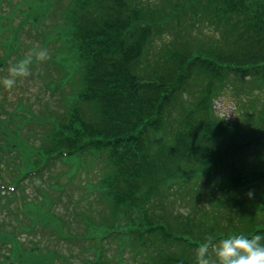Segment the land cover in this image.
Here are the masks:
<instances>
[{
    "label": "trees",
    "instance_id": "16d2710c",
    "mask_svg": "<svg viewBox=\"0 0 264 264\" xmlns=\"http://www.w3.org/2000/svg\"><path fill=\"white\" fill-rule=\"evenodd\" d=\"M12 1L0 0V71L9 60L10 69L42 66V88L59 103L35 115L0 72V155L19 149L23 128L39 140L16 172L0 170V264H198L204 241L208 264H218L219 240L264 233V0H34L38 10ZM51 16L54 34L27 40L57 46L34 62L20 46L24 26ZM218 95L238 98L234 120L215 113ZM91 160L104 204L86 207L72 233L56 209L28 200L23 183L65 169L54 193L72 196L71 175ZM28 207L25 226L16 218ZM58 242L71 244L68 254Z\"/></svg>",
    "mask_w": 264,
    "mask_h": 264
},
{
    "label": "rangeland",
    "instance_id": "374dc122",
    "mask_svg": "<svg viewBox=\"0 0 264 264\" xmlns=\"http://www.w3.org/2000/svg\"><path fill=\"white\" fill-rule=\"evenodd\" d=\"M7 0H5L6 2ZM16 1H25L27 2L29 5L30 2L32 3V5L35 7V9L38 10V8H40L39 3L36 1L39 0H13L12 3H15ZM7 4V2H6ZM10 5H5L3 6V10L2 12L4 14L10 13L11 12V8H9ZM57 7L56 5L53 6V8L50 9V11L52 12L53 9ZM54 21V17L51 16L47 17L45 21H41V23L43 25H40L38 29H36L34 27V30L30 29L27 25L24 26V35L21 38L22 40V44L20 46H22V48L24 49L25 45L28 46V49L26 50V52L24 53L26 56H32L35 61H41V62H48V58L49 56L52 55V53H54V48L57 45H48V43H46L43 39L40 40V38L38 40H27L29 37L33 36L36 33H40L41 35H46L48 33L54 34V31L51 29V24ZM17 23V20L14 21V24ZM202 31V32H200ZM206 30H199L198 29H194V34H199L200 37H203L204 34H206ZM207 35V34H206ZM40 42L43 44V46L40 47ZM32 43L33 46L32 47ZM23 49H21V51L23 52ZM44 51L46 52V56L44 58H39L38 54ZM5 53V49L0 48V59L3 60V55ZM28 58V57H27ZM5 59V58H4ZM48 59V60H47ZM9 64H11L10 60L7 61V65L3 68L2 71H0L1 77L3 78V80L6 78V74L8 73V71H10V67ZM28 71L26 74H17V73H13L10 71V77L14 78L16 80V83L14 84V88L13 86L11 87V89H14V94L11 95L12 99H22L23 101L26 102V105H30L32 108V111L34 112L35 115L40 116V113L45 111L46 107V101H49L48 104L50 105L51 108H56L58 106L59 100L57 99L56 96L50 97L49 93L47 90H44L42 87V82H45L46 76H45V72H42V66H34V64L32 63L31 66L27 67ZM13 73V74H11ZM18 82V83H17ZM4 83V82H3ZM12 89V90H13ZM235 96V94H234ZM16 103V101L14 100L12 102V105L10 106L15 107L17 105H14ZM215 107H216V114L220 117H224L226 121H231L234 120V118L237 115V109H236V103L239 104V100L237 99H232V96L229 95H218V97L216 99H214ZM29 107V106H28ZM30 108V110H31ZM3 127V126H2ZM14 128V127H13ZM15 129V128H14ZM36 131V129H35ZM169 132L167 133V135H169V133L171 132V130H168ZM17 137L15 138V140H17V144H19V149L15 152V150L12 151V155H0V170H1V175L3 177H8L12 174L11 171H9L10 169H14L15 172L18 169V167H20L23 163L22 161V157L25 155L26 151L29 150L30 147L37 146L39 144V140L36 139L35 134L32 132L27 131V129L23 128L21 134L19 135L18 133ZM28 134H30L31 136H29ZM37 135V134H36ZM92 163V164H91ZM75 167H77L75 165ZM97 168V163L96 161H88L86 170H77L75 168V174L71 175L74 176V180L72 183L73 187H76V191L74 192V194L72 196L70 195H66L63 193V191H60L61 194L57 195L54 193L55 191L58 190H54L55 187H57V185H55V179H56V175H58V173H62L64 171H66L65 169H58V170H54L52 169L51 172L46 171L44 173V177L43 179H39L36 178L32 181L30 180H26L23 185L25 186V194L28 197V200H30L33 205L34 203H36L40 208L42 212H46V209L50 212L52 210V208L56 209L54 210L55 214L57 216H61L62 217V222L61 225L64 228H67L70 230V232H74L78 229V224L80 222H82L81 220L75 221L76 217L78 219H80L79 214L82 213L86 207H91L93 211H96L98 209H100V202L103 203L100 199V197L97 195L96 192H98V180L100 177H102V174L99 173V170L96 171ZM18 173V171H17ZM173 173H170L169 175H172ZM176 174H174L173 176H175ZM62 176V174H61ZM8 179V178H6ZM48 179H50V182L48 181ZM62 179V185H63V177ZM185 182V180H182V183ZM59 183L61 184V181L59 180ZM88 184V187H85L84 185ZM97 183V184H96ZM93 184L94 188H90L91 185ZM181 186V183L177 182L175 184V186L172 187H166L164 184L162 185V188H165L167 191H175L177 190L179 187ZM83 187V188H82ZM81 188V189H80ZM90 189V190H89ZM181 191H177L173 194L174 198L180 193ZM45 195H48V202L47 203H43L42 199ZM54 196V197H53ZM58 197V198H57ZM54 198L53 201V205H49L50 201ZM185 199L186 196L184 197ZM16 202H13L12 204V211L15 210L14 204ZM104 204V203H103ZM35 207V206H34ZM17 211V210H16ZM29 207L28 210L26 211H19L18 210V217L16 219H18L17 221H21L25 226H28L30 223V217L28 213L29 212ZM31 212V211H30ZM26 214V221L24 220V216ZM99 218L103 217L104 218V213L102 212L101 214L97 215ZM87 217V216H86ZM77 225V226H76ZM107 225L110 226V222H107ZM36 228H40L38 225L36 226ZM75 230V231H74ZM40 231V230H38ZM48 234V233H47ZM17 235H21L19 233V231H17ZM33 235V234H32ZM31 235V236H32ZM40 235V234H39ZM42 237V241H48V236H46V233L44 235H40V240ZM21 240L24 239L26 240V235H21L19 237ZM37 238V237H36ZM51 238H54L53 236ZM104 244H106L104 242ZM59 248L61 250L62 253H69V250L67 249L69 246H71V244L69 242H65V243H60L58 242ZM107 254H111L114 253V249H112L111 247H108L106 249ZM119 253V252H118ZM117 253V254H118ZM106 254V255H107ZM133 254V253H131ZM90 255V254H89ZM88 255V256H89ZM112 255V254H111ZM105 257V256H104ZM111 257V256H106ZM3 256L0 255V261H2ZM106 258V259H107ZM117 258V257H116ZM131 261H140V257L139 256H129ZM210 259H213V257H209ZM208 258V259H209ZM121 259L122 260V264H124L123 261V256L120 258H117V260H113L110 259L108 262H106L105 260V264H118V260ZM133 263V262H132ZM102 264V263H101Z\"/></svg>",
    "mask_w": 264,
    "mask_h": 264
},
{
    "label": "clouds",
    "instance_id": "9594fccd",
    "mask_svg": "<svg viewBox=\"0 0 264 264\" xmlns=\"http://www.w3.org/2000/svg\"><path fill=\"white\" fill-rule=\"evenodd\" d=\"M39 58H44L46 52L41 51ZM28 60H21L19 67L10 71L17 74H26ZM5 86L11 88L16 80L12 77L4 79ZM251 195V193H249ZM208 251V242H202L197 250L198 264H208L205 253ZM218 264H264V233L257 232L249 236L243 232L234 233L223 238L216 244Z\"/></svg>",
    "mask_w": 264,
    "mask_h": 264
}]
</instances>
